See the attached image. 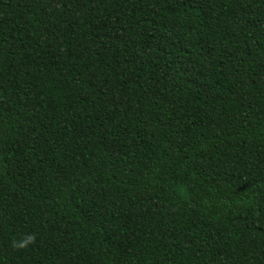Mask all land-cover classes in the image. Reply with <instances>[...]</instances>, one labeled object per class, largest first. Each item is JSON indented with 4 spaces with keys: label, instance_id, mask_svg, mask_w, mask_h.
Segmentation results:
<instances>
[{
    "label": "trees",
    "instance_id": "trees-1",
    "mask_svg": "<svg viewBox=\"0 0 264 264\" xmlns=\"http://www.w3.org/2000/svg\"><path fill=\"white\" fill-rule=\"evenodd\" d=\"M0 264H264V0H0Z\"/></svg>",
    "mask_w": 264,
    "mask_h": 264
},
{
    "label": "clouds",
    "instance_id": "clouds-1",
    "mask_svg": "<svg viewBox=\"0 0 264 264\" xmlns=\"http://www.w3.org/2000/svg\"><path fill=\"white\" fill-rule=\"evenodd\" d=\"M35 237L31 233H23L18 239L11 241V246L14 248H25L34 241Z\"/></svg>",
    "mask_w": 264,
    "mask_h": 264
}]
</instances>
